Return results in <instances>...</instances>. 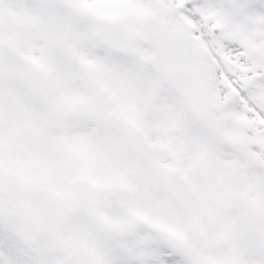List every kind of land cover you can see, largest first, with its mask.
Here are the masks:
<instances>
[{
  "label": "snow or ice",
  "instance_id": "6c2138e0",
  "mask_svg": "<svg viewBox=\"0 0 264 264\" xmlns=\"http://www.w3.org/2000/svg\"><path fill=\"white\" fill-rule=\"evenodd\" d=\"M0 264H264V0H0Z\"/></svg>",
  "mask_w": 264,
  "mask_h": 264
}]
</instances>
